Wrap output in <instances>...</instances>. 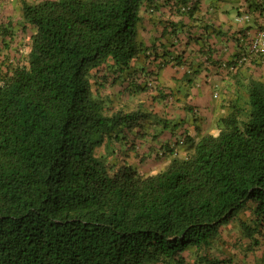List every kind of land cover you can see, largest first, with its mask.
I'll return each mask as SVG.
<instances>
[{"label": "trees", "instance_id": "1", "mask_svg": "<svg viewBox=\"0 0 264 264\" xmlns=\"http://www.w3.org/2000/svg\"><path fill=\"white\" fill-rule=\"evenodd\" d=\"M12 1L0 0V55L18 29L29 40L0 66V264H223L210 251L233 220L250 251L264 242V80L248 82L217 133L181 155L162 149L157 172L107 161L110 143L168 121L149 103L158 74L135 64L165 63L141 40L151 0H18V18ZM119 81L131 91H114Z\"/></svg>", "mask_w": 264, "mask_h": 264}, {"label": "crops", "instance_id": "2", "mask_svg": "<svg viewBox=\"0 0 264 264\" xmlns=\"http://www.w3.org/2000/svg\"><path fill=\"white\" fill-rule=\"evenodd\" d=\"M193 3L197 6L193 19L174 10L172 0H151L142 10L143 46L156 51L165 63L160 67L158 62L141 56L135 64L158 74L164 94L174 93L165 105L159 98L162 91L150 92L149 103L156 105L154 114H164L168 121L148 125L150 129L142 134L146 141L137 137V141L145 142L138 149L141 158H145L144 168L145 163L156 168L158 153L170 145L175 147L179 140L184 141L181 145H187L185 153L203 135L217 133L218 121L246 92L248 82L254 78L264 80V56L240 62L242 55L249 53L252 39L264 33V11L249 6L248 0H193ZM242 13L250 15L249 21L236 20ZM244 36L246 42L242 41ZM174 57L183 62H172ZM188 78L192 79L191 84ZM124 84L131 91L132 84L124 81H119L114 91L121 94ZM143 94L139 96L148 99ZM157 130L161 131L158 137ZM222 231L220 242L210 251V259L216 258L223 264H264V242L250 251V239L238 221L225 224Z\"/></svg>", "mask_w": 264, "mask_h": 264}, {"label": "rangeland", "instance_id": "3", "mask_svg": "<svg viewBox=\"0 0 264 264\" xmlns=\"http://www.w3.org/2000/svg\"><path fill=\"white\" fill-rule=\"evenodd\" d=\"M36 1V0H35ZM12 3V4H11ZM10 4H5L6 10L9 12H12L13 10L15 12V18H18L20 16V10H19V2L18 0H13ZM11 14V13H10ZM3 15V14H2ZM19 32V33H18ZM18 33V34H17ZM16 35L13 38L12 48L8 47V49H4L1 52L0 55V66H2L5 62L7 65L9 62L16 60V59H22L24 54L27 52V43L29 40V33H27L25 30L20 31V29L17 30ZM5 58V60H3ZM7 58H10L9 61H7ZM7 61V62H6ZM143 97L146 96V94L142 95ZM141 98V97H140ZM146 98V97H145ZM149 107V106H148ZM145 110V109H144ZM152 118H155V116H152ZM133 133H129L128 138H124L122 136V139L118 142H113L112 144H109V148H105L103 151V154L106 155L107 161H118L117 163H124V164H130L132 166L138 167L143 172L147 173H155L156 170H151L150 164L145 163V168L142 165V162L139 160L140 155L138 154V149L140 146H144L146 141L144 137L141 136L140 141H137L136 138L132 135ZM141 142V145L139 144ZM189 144V142H188ZM187 145H180L178 144L177 150L179 151V154H183L186 150ZM171 158H169L170 160ZM149 166V167H148ZM248 208L249 206H245ZM248 213H251L249 210Z\"/></svg>", "mask_w": 264, "mask_h": 264}, {"label": "built area", "instance_id": "4", "mask_svg": "<svg viewBox=\"0 0 264 264\" xmlns=\"http://www.w3.org/2000/svg\"><path fill=\"white\" fill-rule=\"evenodd\" d=\"M250 15L247 13L239 14L236 20L239 22L249 21ZM246 42V39H242ZM249 53L243 54L240 62L248 61L253 56H264V33L260 32L255 36L249 46ZM175 154H178L177 152Z\"/></svg>", "mask_w": 264, "mask_h": 264}]
</instances>
